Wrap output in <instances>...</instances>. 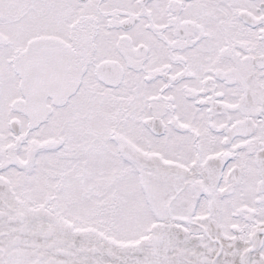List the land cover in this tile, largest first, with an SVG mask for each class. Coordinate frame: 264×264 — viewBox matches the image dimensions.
Segmentation results:
<instances>
[{
	"label": "snow or ice",
	"instance_id": "6c2138e0",
	"mask_svg": "<svg viewBox=\"0 0 264 264\" xmlns=\"http://www.w3.org/2000/svg\"><path fill=\"white\" fill-rule=\"evenodd\" d=\"M0 264H264V0H0Z\"/></svg>",
	"mask_w": 264,
	"mask_h": 264
}]
</instances>
